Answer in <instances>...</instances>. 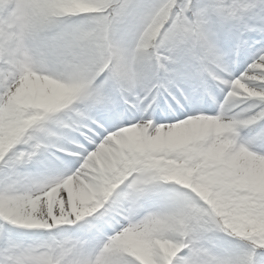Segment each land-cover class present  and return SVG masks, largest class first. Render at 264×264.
<instances>
[{"label":"snow or ice","instance_id":"snow-or-ice-1","mask_svg":"<svg viewBox=\"0 0 264 264\" xmlns=\"http://www.w3.org/2000/svg\"><path fill=\"white\" fill-rule=\"evenodd\" d=\"M0 264H264V0H0Z\"/></svg>","mask_w":264,"mask_h":264}]
</instances>
